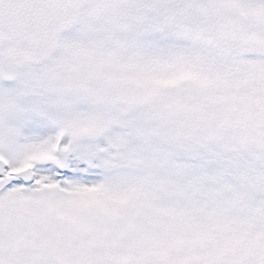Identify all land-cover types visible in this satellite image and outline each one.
I'll use <instances>...</instances> for the list:
<instances>
[{
    "label": "snow or ice",
    "instance_id": "6c2138e0",
    "mask_svg": "<svg viewBox=\"0 0 264 264\" xmlns=\"http://www.w3.org/2000/svg\"><path fill=\"white\" fill-rule=\"evenodd\" d=\"M0 264H264V0H0Z\"/></svg>",
    "mask_w": 264,
    "mask_h": 264
}]
</instances>
